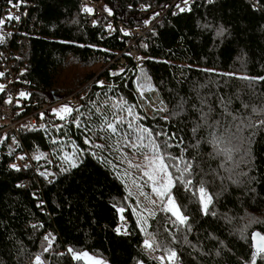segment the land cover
I'll return each mask as SVG.
<instances>
[{
	"label": "trees",
	"instance_id": "obj_1",
	"mask_svg": "<svg viewBox=\"0 0 264 264\" xmlns=\"http://www.w3.org/2000/svg\"><path fill=\"white\" fill-rule=\"evenodd\" d=\"M82 1L0 0L26 15L10 47L26 70L22 116L55 105L20 139L0 136V264H82L69 248L107 264H164L156 252L169 264V250L171 264H251V234L264 235V0H86L106 10L94 26ZM161 14L135 63L128 31ZM153 145L185 225L144 175Z\"/></svg>",
	"mask_w": 264,
	"mask_h": 264
},
{
	"label": "built area",
	"instance_id": "obj_2",
	"mask_svg": "<svg viewBox=\"0 0 264 264\" xmlns=\"http://www.w3.org/2000/svg\"><path fill=\"white\" fill-rule=\"evenodd\" d=\"M176 1L177 0H174L171 3L169 9H171L174 4L176 5ZM197 1L199 0H188V4L193 5ZM82 4L85 8L92 9V11L87 12L85 16L87 18L90 17L89 24L94 26L95 19L102 18L104 15L103 10H100L97 5L86 0L82 1ZM9 15L18 17V19L9 20L7 19ZM162 16L161 14L156 21L151 22L144 28H133L128 31V36H130L131 41L127 45L126 55L133 59L135 63L140 59V52L136 48V43L145 40L147 32L158 24V20ZM25 17L26 15L23 14L18 7L5 5V7L0 8V19L4 20V23L0 24V47L6 49L4 54H0V73L3 74L0 75V136L4 138L12 137L20 139L19 137L23 132H28L36 128L38 126L37 117L39 119L42 118L43 113L50 110V107L53 106L36 108L37 110L34 113L22 116L23 109H21V104L24 97L20 96V93L23 92L20 86L22 84L26 85V82L22 80L26 70L17 64L16 61L19 57L17 58V55L10 50V47L20 44L19 42L14 43L15 41L12 39V36L16 35V30H14L15 27L13 26H18L22 21H25ZM120 63H124V60L121 58ZM121 225L125 227L127 225L126 221L122 222ZM155 257L159 259V257H164V255L161 252H156ZM166 261L167 259L164 257L162 263L165 264Z\"/></svg>",
	"mask_w": 264,
	"mask_h": 264
},
{
	"label": "snow or ice",
	"instance_id": "obj_3",
	"mask_svg": "<svg viewBox=\"0 0 264 264\" xmlns=\"http://www.w3.org/2000/svg\"><path fill=\"white\" fill-rule=\"evenodd\" d=\"M9 2L11 3V0H9ZM187 2L188 0H185V4H187ZM19 6H20L19 4L16 5V7H19ZM177 7H179V5ZM84 10L87 12L92 11V9L90 8H85ZM184 10H185L184 8H180V11H184ZM7 19L9 20L18 19V17H13L9 15ZM3 23H4V20L0 19V24H3ZM125 35H127V33H125ZM0 75H3V74L0 73ZM241 78L249 79L248 77H241ZM259 79L264 80V77H260ZM26 95H27L26 93H23V92L20 93V96L22 97ZM53 111L54 113H56L59 119L63 120L65 119V116L69 115L73 111V109L67 105H64L60 107L59 109H54ZM128 111H129V114H131V109H129ZM107 127L111 129L112 132H116V128L111 123H109ZM142 131L151 135V133L149 132L147 128L143 129ZM160 152H161V148L157 145H153L154 154L151 157L147 155L145 156V160L147 161V164L145 165V167H147L149 170L146 171L144 175L147 176L148 179L153 182V185H154L153 191L157 194V196L161 198V200H165L166 198V202L162 206V211L170 213L171 216L175 218L174 223H177L179 225H185L186 221L188 220V217L182 214L181 207L177 204L175 198L171 195V189L174 186L173 177H172V174L168 171L169 166L168 164L165 163L164 157L160 155ZM38 158L39 157H37V159ZM21 159H23V157H21ZM72 166L75 167L76 165L73 164ZM12 167H15V165H13ZM189 168H190V165H186L183 171L188 172ZM157 174H162V178L159 182V186H155L157 184ZM181 177H183V173L181 174ZM181 182L183 183L186 189L188 188L189 185L192 184V181L190 179L186 181L181 179ZM198 191H199L202 210L205 213H207L209 211V205L212 203V197L206 192L204 187H200ZM153 203H155V201H153ZM118 211H123V209H118ZM121 218L123 219V217ZM117 231H119V229ZM251 235H252V241H253L252 247L254 249L252 253L251 264H256L257 257H259L261 260H264V235L258 232H253ZM45 240H48V237H45ZM144 245L147 248L153 247V245L148 240L144 241ZM48 250H49L48 247L44 248L45 252H47ZM68 251L69 253L72 254V258L74 260H85L88 262V264H103L102 260L97 259L93 256H90L87 252H75L72 248H69ZM167 257L169 260V264H171V262L177 258V254L174 250H169L167 252ZM35 259H36V264H42L41 257L39 255L36 256ZM159 259L163 261L164 257H159Z\"/></svg>",
	"mask_w": 264,
	"mask_h": 264
},
{
	"label": "rangeland",
	"instance_id": "obj_4",
	"mask_svg": "<svg viewBox=\"0 0 264 264\" xmlns=\"http://www.w3.org/2000/svg\"><path fill=\"white\" fill-rule=\"evenodd\" d=\"M100 10H103V12H104V14H106V10L104 9V6L103 5H98L97 6ZM107 15V14H106ZM102 83V82H101ZM101 83H99L98 85H101ZM57 99V98H56ZM58 102H60V101H58ZM57 103V102H56ZM62 104H64V103H61L60 105H62ZM57 105V104H56ZM59 105V106H60ZM60 108V107H59ZM59 108H56V109H59ZM43 118V117H42ZM42 118H40V121L42 120ZM149 170V169H148ZM161 178H162V174H157V184L155 185V186H159V182H160V180H161ZM151 183L153 184V182L151 181ZM83 252H85V251H83ZM90 255V254H89ZM90 256H92V255H90ZM93 257H95V256H93ZM95 258H97V259H100V257H95ZM100 260H102L103 261V264H107V262L105 261V260H103V259H100ZM77 261H81L82 262V264H88V262L87 261H85V260H77Z\"/></svg>",
	"mask_w": 264,
	"mask_h": 264
},
{
	"label": "water",
	"instance_id": "obj_5",
	"mask_svg": "<svg viewBox=\"0 0 264 264\" xmlns=\"http://www.w3.org/2000/svg\"><path fill=\"white\" fill-rule=\"evenodd\" d=\"M251 240H252V237H251ZM253 242V241H252ZM253 248V247H252ZM253 251H254V249H253Z\"/></svg>",
	"mask_w": 264,
	"mask_h": 264
}]
</instances>
